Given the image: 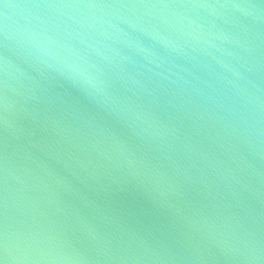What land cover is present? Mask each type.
<instances>
[{
	"label": "water",
	"instance_id": "water-1",
	"mask_svg": "<svg viewBox=\"0 0 264 264\" xmlns=\"http://www.w3.org/2000/svg\"><path fill=\"white\" fill-rule=\"evenodd\" d=\"M0 264H264V0H0Z\"/></svg>",
	"mask_w": 264,
	"mask_h": 264
}]
</instances>
